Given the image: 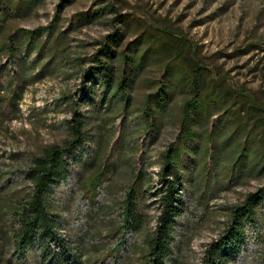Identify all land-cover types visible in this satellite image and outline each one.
<instances>
[{
	"label": "trees",
	"instance_id": "obj_1",
	"mask_svg": "<svg viewBox=\"0 0 264 264\" xmlns=\"http://www.w3.org/2000/svg\"><path fill=\"white\" fill-rule=\"evenodd\" d=\"M39 1L0 0V59L7 58L18 69L21 83L10 85L11 77L7 84L16 103L28 82L40 79L44 71L63 69L56 65L65 53L67 36L57 32L56 24L4 31L11 17L31 11ZM103 9L77 13L71 27L98 18ZM112 22L119 26L87 59L82 95L65 104L70 116L62 123L63 140L30 154L20 169L0 171V264H83L73 246L75 238L60 234L69 230L60 192L66 187L70 194L77 190L90 204L97 202L110 175L125 168L117 163L118 155L106 162L109 155L104 156L101 137L109 127L107 121L114 114L126 115V125L151 141L178 96L182 102L177 134L161 155L158 173L162 208L153 231L144 238L141 264H174L179 227L190 216L186 203L191 195L194 203L206 205L217 191L252 181L260 184L230 208L226 228L205 251L206 264H234L252 242L264 248V96L229 85L220 71L204 65L195 49L173 31L126 15L118 14ZM132 27L138 35L121 48ZM257 47L250 43L244 51ZM32 54L35 58L30 59ZM39 66L40 72L24 77ZM149 66L157 70L158 79L150 80L149 92L133 106L132 93ZM4 74L0 63V77ZM8 102L17 108L15 102ZM121 159L126 161L128 156ZM143 172L132 170L122 185L118 218L108 234L115 240L108 251L112 263L127 234H138L143 227L141 207L149 188V177ZM103 259L100 256L98 264Z\"/></svg>",
	"mask_w": 264,
	"mask_h": 264
},
{
	"label": "rangeland",
	"instance_id": "obj_2",
	"mask_svg": "<svg viewBox=\"0 0 264 264\" xmlns=\"http://www.w3.org/2000/svg\"><path fill=\"white\" fill-rule=\"evenodd\" d=\"M102 7L104 12L98 18L71 27L77 13ZM118 14L173 31L181 41H186L188 48L195 49L204 65L220 71L229 85L264 96V44L261 42L264 40V0H40L31 11L11 17L4 31L8 34L18 28L34 30L56 24L57 32H66L67 36L65 53L56 65L63 69L44 71L40 79L28 82L16 103L15 97L10 98L8 87L21 83L18 69L8 64L7 58L0 59L2 70H5L0 77V171L9 167L20 169L30 154L37 155L45 147L63 140L62 123L70 116L65 104H73L82 95V72L90 65L87 59L101 47L100 42L114 31V26H119L112 22ZM137 35L132 27L123 37L121 48ZM250 43L258 47L244 51ZM33 58L35 54L30 57ZM50 66L51 63L48 68ZM38 72L40 66L24 77ZM158 76L154 67L146 68L132 93L133 106L149 92L150 80ZM8 101L15 102L17 108ZM181 102V96L175 98L165 113V124L158 134L152 135L151 141L146 135L137 134L134 126L126 125V115L114 114L105 124L109 127L101 137L104 156L109 155L108 163L118 155L117 163L125 168L110 175L103 194L94 204L81 198L77 190L70 194L65 187L60 192L63 218L69 229L66 233L61 230L60 234L69 237V233L75 238L73 246L83 264H98L102 255L105 264H141L139 254L144 238L153 231L162 208L158 196L161 155L177 134ZM125 130L131 131L129 135ZM136 143L139 144L137 152L131 153ZM124 155L128 159L120 160ZM140 155L146 157L148 163L140 159ZM138 169L144 171L142 176L149 177V188H146L141 207L144 224L138 234H127V242L120 247L117 261L112 263L108 251L115 240L108 239V234L118 218L117 202L123 196L122 185L132 170ZM259 184L252 181L219 190L206 205L203 201L194 203L191 195L186 203L190 216L187 221L182 219L179 227L181 233L172 257L174 264H206L205 251L226 228L230 208L241 204L245 194L254 191ZM261 263H264V248L252 242L234 264Z\"/></svg>",
	"mask_w": 264,
	"mask_h": 264
}]
</instances>
